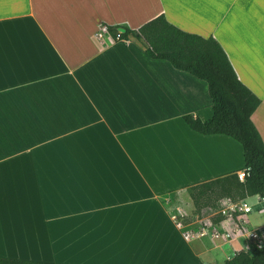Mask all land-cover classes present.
I'll return each mask as SVG.
<instances>
[{
  "label": "crops",
  "instance_id": "crops-1",
  "mask_svg": "<svg viewBox=\"0 0 264 264\" xmlns=\"http://www.w3.org/2000/svg\"><path fill=\"white\" fill-rule=\"evenodd\" d=\"M159 14L219 43L260 98L264 142V0H0L1 257L191 264L209 243L247 248L246 236L187 239L175 221L191 185L244 169L240 143L183 119L212 117L207 84L103 31ZM229 202L197 222L235 228Z\"/></svg>",
  "mask_w": 264,
  "mask_h": 264
},
{
  "label": "trees",
  "instance_id": "trees-1",
  "mask_svg": "<svg viewBox=\"0 0 264 264\" xmlns=\"http://www.w3.org/2000/svg\"><path fill=\"white\" fill-rule=\"evenodd\" d=\"M115 39H133L151 59L168 61L175 69L205 81L212 100L213 115L207 120L185 115L187 125L201 134H224L242 146L245 175L236 172L203 181L188 188L194 214L219 209L223 198L237 201L248 196L264 197V142L251 120L260 103L237 77L226 53L211 36L185 31L159 14L137 28L104 24ZM123 28V30H121ZM121 30V31H119ZM0 264H62L4 258ZM191 264H204L202 262ZM223 264H264V241L236 251Z\"/></svg>",
  "mask_w": 264,
  "mask_h": 264
},
{
  "label": "built area",
  "instance_id": "built-area-1",
  "mask_svg": "<svg viewBox=\"0 0 264 264\" xmlns=\"http://www.w3.org/2000/svg\"><path fill=\"white\" fill-rule=\"evenodd\" d=\"M103 31H106V28L103 27ZM121 31V30H119ZM98 36H101L100 33H98ZM238 178L240 180H242L244 178L245 175V170L239 171L237 172ZM257 203L260 202L262 203L263 207L260 209V211L264 210V197H261L259 195H257ZM253 206L255 205H251L249 204L248 200H239L237 202H229V204L225 207L221 209V212L223 214L228 215L231 218H235L236 220V225L235 228H232L230 231L223 229V228H217L216 226L211 227L208 224H203L202 226H200V229L198 228L197 230H194L192 228H187L186 230H184V237L185 238H193L196 236H202L205 235L207 232L210 233L211 236L213 237H221V238H225V239H230L233 236L237 237H242V236H246L247 239V247L250 243H255L257 245L261 244L264 241V228L260 231H256V230H249L246 227L243 226V219H241V217L247 216L249 215L252 211H253ZM235 214V216H234ZM176 224L179 227H182L181 223L177 220ZM208 230V231H207Z\"/></svg>",
  "mask_w": 264,
  "mask_h": 264
},
{
  "label": "rangeland",
  "instance_id": "rangeland-1",
  "mask_svg": "<svg viewBox=\"0 0 264 264\" xmlns=\"http://www.w3.org/2000/svg\"><path fill=\"white\" fill-rule=\"evenodd\" d=\"M258 195V194H257ZM260 196V195H259ZM262 197V196H261ZM239 201V200H237ZM237 201H233V202H237ZM256 201V202H255ZM248 202L251 205H255L257 203V200L255 198H248ZM183 206H184V214L183 216L180 215L177 219L178 221L181 223L182 227H179L181 234H184V230H186L187 228H192L194 230H197L198 228L200 229V224L197 222V217L194 214V209L192 207V205L188 204L186 202L185 199H183ZM210 210H208L207 212H205L204 214H207ZM257 206H253V211L249 214L250 218H249V226H262L264 225V213L263 214H257ZM217 212V211H216ZM210 214V213H208ZM207 214V215H208ZM231 220L227 219V221L225 222V226L227 228L228 231H230L231 228ZM221 229V227H219ZM208 235H210V233L208 232ZM184 237V235H183ZM235 246L238 247L239 243H235ZM222 250L219 247H215L212 243H209L207 246V250L204 251L200 256L199 259L200 261H202L203 263H207V264H220L222 261V256H228L229 258L233 256V249L232 247L228 246L226 247L221 246ZM212 248V249H210ZM222 251L224 253H222Z\"/></svg>",
  "mask_w": 264,
  "mask_h": 264
},
{
  "label": "water",
  "instance_id": "water-1",
  "mask_svg": "<svg viewBox=\"0 0 264 264\" xmlns=\"http://www.w3.org/2000/svg\"><path fill=\"white\" fill-rule=\"evenodd\" d=\"M121 30H123V28Z\"/></svg>",
  "mask_w": 264,
  "mask_h": 264
}]
</instances>
